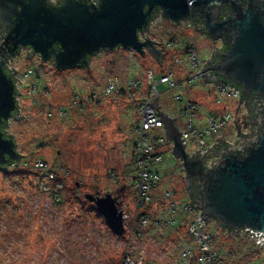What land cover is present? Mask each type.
Instances as JSON below:
<instances>
[{"label": "rangeland", "instance_id": "obj_1", "mask_svg": "<svg viewBox=\"0 0 264 264\" xmlns=\"http://www.w3.org/2000/svg\"><path fill=\"white\" fill-rule=\"evenodd\" d=\"M169 21L158 19L150 27L154 39L164 37L165 54L159 64L147 52L140 55L120 46L94 53L87 66L60 71L49 61H41L36 53L28 56L22 51L15 56L16 69L20 72L30 69L27 81L36 86L33 97L23 94L18 116L7 124L22 157L0 166V264L194 263L193 257H181L186 245H192L194 252L196 249L186 220L177 227L154 225L153 220L159 214L168 212L161 195L154 198L148 209L150 224L140 237H132L130 230H124L122 235L113 233L93 202L85 197L110 193L125 210L134 208L130 177L134 169L137 95L131 97L122 88L126 80L135 77L144 86L148 68L156 77L164 71L183 74L188 69L184 48L192 41L201 58L209 56L214 45L212 39L184 22L173 25ZM111 79L116 81V89L104 95V86ZM157 87L160 91L165 88L162 84ZM207 88L197 82L192 92L187 91L189 98L201 105L202 115L214 106ZM88 94H94L90 101H86ZM74 95L86 103L81 107L72 103ZM171 96L170 92L162 95L164 113L178 115L183 121L177 113L179 105ZM226 104L225 109L241 115L236 103ZM221 133L231 140L234 127ZM186 151L192 152V147L188 146ZM39 160L47 168L37 167ZM157 169L160 172L157 192L167 189L177 201L187 202L184 169L171 149L163 152ZM123 173H127L126 178ZM119 175L121 180L114 181L113 177ZM54 196H58V201L55 202ZM204 229L212 234L214 246L227 264H245V253L251 246L247 236L233 235L212 219Z\"/></svg>", "mask_w": 264, "mask_h": 264}, {"label": "water", "instance_id": "obj_2", "mask_svg": "<svg viewBox=\"0 0 264 264\" xmlns=\"http://www.w3.org/2000/svg\"><path fill=\"white\" fill-rule=\"evenodd\" d=\"M223 3L230 7L231 16L218 22L213 19L216 11L213 9ZM154 7L161 8L162 16L174 22L202 8L204 32L210 38H223V28L229 36L223 38L225 49L219 53L220 58L214 63L208 60L199 71L208 70L200 74L203 82L216 79L210 75L209 70H213L215 75L238 84L240 96L246 97L250 91L262 95L253 118L256 136L237 147H222L218 162L211 167H205L200 159L188 158L181 144V130L176 129L170 117L149 105L163 121L172 142V154L181 160L188 175L194 168V173H198V195H192L187 183L185 188L192 205L200 209L201 218H213L225 228L243 229L258 237L264 247L263 0H98V4L64 0L59 6L47 0H0V10L10 16L13 44L28 46L42 61L52 57L58 69L87 66L88 56L117 46L131 48L140 55L148 49L158 58L160 51L155 48V42L138 37V31L148 26ZM54 43L59 50L53 48ZM9 73L4 72L0 63V123L12 117L19 103L20 94L14 88L15 74ZM21 156L14 137L4 136L0 131V164L17 162ZM85 197L93 202L110 230L122 235V211L116 198L110 193Z\"/></svg>", "mask_w": 264, "mask_h": 264}, {"label": "built area", "instance_id": "obj_3", "mask_svg": "<svg viewBox=\"0 0 264 264\" xmlns=\"http://www.w3.org/2000/svg\"><path fill=\"white\" fill-rule=\"evenodd\" d=\"M186 24L188 27L194 28L191 21L187 20ZM185 57L188 69L181 75H176L172 71H164L156 77L153 70L148 68L145 71L146 84L144 86L137 78L130 77L126 80L125 86L122 87L131 97L137 95L135 103L137 104L138 116L132 151L134 174L131 178V188L134 191V208L130 211L121 210L122 222L124 230H130L132 237H140L150 224V216L148 215V217L144 212L151 206L154 198L161 195L160 199L166 202L168 212L165 211L164 215L157 214L158 216L153 220L155 227L169 228L181 225L186 220L187 231L192 237L197 251L194 252L192 245H186L181 251V257L184 259L193 257L195 264H217V258L219 257L214 248L213 236L204 229L207 222L204 218H201L200 209L194 207L190 200L187 202L177 201L167 189L163 190L162 193L157 192L160 181V172L157 166L163 159V152L172 149V142L168 141L159 114H156L149 104H153L158 111L168 116L164 113L162 95L168 92L172 94V100L179 104L178 114L183 118V121H181L178 115L171 117L176 129L181 130V144L189 158L199 157L202 162H205V167H211L218 162L222 147H237L244 140L253 139L256 136V129L251 124H244L246 110L244 102L240 100L238 87L230 85L226 81L211 80L203 82L200 74L208 70L199 71L207 63V58L200 57L194 41L187 45ZM6 68L8 72H14L15 74L14 88L20 94L19 111L21 97L24 96L23 94L27 97H33L36 85L27 81L28 76L31 74L30 69L20 72L16 69L12 60L9 59L6 61ZM197 82L207 85L206 92L214 98V106L207 109V113L203 115L199 113L201 105L190 99L188 93L192 92V86ZM159 84L165 86L164 90L160 91L158 89ZM115 89L116 81L111 79L105 84L103 93L108 95L114 92ZM79 98V95H74L72 103L77 102L81 107L86 102L80 101ZM91 98H94V94H88L86 101H90ZM225 102L236 103L237 109L242 111L241 115L236 116L233 110L225 109V106H227ZM220 104L224 109L218 108ZM18 111L15 113V117L18 116ZM236 117L237 119H235ZM230 126L234 127V137L231 140H226L225 134L221 131ZM188 146L192 147V152L186 151ZM36 165L40 169L47 168L43 160L37 161ZM47 170L49 177H52L50 169ZM123 176L127 177L125 173H123ZM121 177L120 175L114 176L113 179L117 181ZM54 197L56 198L55 202L58 201V196ZM138 211L139 213H137ZM249 235L261 244L258 237Z\"/></svg>", "mask_w": 264, "mask_h": 264}, {"label": "flooded vegetation", "instance_id": "obj_4", "mask_svg": "<svg viewBox=\"0 0 264 264\" xmlns=\"http://www.w3.org/2000/svg\"><path fill=\"white\" fill-rule=\"evenodd\" d=\"M47 1H48L49 4H52V5H55V6H59V5H62L64 3V0H47ZM81 1H83L85 3H88V4L89 3L98 4V0H81ZM263 3H264V0H263ZM194 9H195V7H194ZM214 10H216V11L214 13L213 19H216L218 22H223V21L227 20L231 16V9L225 3L221 4L218 7H215L213 9V11ZM203 12L204 11H203L202 8L201 9H196L194 11V13H191L187 18L181 19V20H179L177 22H184L186 24L187 20L191 21L192 24L194 25V28H193L194 30H198V31L204 33L208 38H210L204 32L203 16L201 15ZM9 18H10L9 14H6V12L0 10V61L4 65V68L6 69L7 72H8V70H7L6 66H5V64H6V61L8 59L12 60V62L14 64V58L20 52L24 51V52L27 53L28 56H31V55H33L35 53L28 46H23V45L17 44V43L13 44L15 42V39L11 40V36H12L10 34L11 23L9 21ZM158 19L169 20L168 18H165V17L162 16V9L161 8L154 7L153 10H152V16L150 18V22H149L148 26L145 27L144 29H142L141 31H138V37L141 40H143L145 38H150L152 41H154L155 42L154 46H155V48L157 50L160 51V56L159 57H161L163 55V53H164L163 50H162L163 47H164L163 46V44H164L163 43V38L164 37L160 36V38L154 39L151 36V33H150V27ZM169 22L171 24H173V25H174V23H177V22H174V21H171V20ZM221 30L223 31V38L224 39H228L229 36H228L227 31L225 29H223V28ZM223 38L221 36L220 37H216V38H210V39H212V42L214 43V45L210 48V53H209V56L207 57V64H208V60H212V63H214L215 61H217L220 58L219 53L222 52L225 49V42H224ZM217 41H219V45L216 46L215 44H216ZM165 43L168 44V42H165ZM53 48L55 50H59V46L56 43L53 44ZM186 51H187V46L184 48V53ZM145 52L149 53L148 49ZM36 54L40 58L39 54L38 53H36ZM90 57L91 56H88V61L90 60ZM154 58H157V57H154ZM46 61H49L50 63L55 65L52 57L50 59L46 60ZM56 69L58 71L63 70V69H58L57 67H56ZM209 72H210L211 76L212 75L215 76L216 79L214 81H217V82L218 81H221V82L226 81L228 83H231V81L223 79V78H221L218 75H215L213 70H209ZM231 84L235 85L238 88L240 87L238 84H233V83H231ZM239 90H240V88H239ZM261 99H262V95L256 94V93H254V91H250V93L246 97L240 96V100L244 102V108L246 110V117H245V120H244V124L245 125L251 124L253 127H255V129H256V125L253 123V118L255 117V114L257 113V111L260 108ZM17 111H18V107L16 106V109L13 111L12 117L15 115V112H17ZM10 119H8L6 121L3 120L0 123V129L2 127V129L4 130L3 134H5L6 136L7 135H11L7 131V123H8V121ZM233 122H235V121H233ZM0 131L2 132V130H0ZM167 138H168V141L171 142V140H170V138L168 136H167ZM16 150H17V146H16ZM190 159H196L197 160L199 158L196 157V158H190ZM3 165H5V164H0V166H3ZM194 171H195V168H194ZM194 171H193L192 174L188 175L186 170L184 169V174H185L184 175L185 176L184 185L187 183L188 184L187 185L188 188L192 191V195L194 197H196L198 195V188L196 187V183H197V179H198L199 176H198V173H194ZM115 198H116V200L119 203L118 198L116 196H115ZM118 208H119V210H124L125 209L123 207V204H121Z\"/></svg>", "mask_w": 264, "mask_h": 264}, {"label": "trees", "instance_id": "obj_5", "mask_svg": "<svg viewBox=\"0 0 264 264\" xmlns=\"http://www.w3.org/2000/svg\"><path fill=\"white\" fill-rule=\"evenodd\" d=\"M0 63H1V61H0ZM2 64V63H1ZM2 67H3V70H4V72L7 74V75H10L7 71H6V69L4 68V65L2 64ZM178 104V103H177ZM179 105V104H178ZM177 113H179V110L177 111ZM4 127V126H3ZM0 130H2V132H4V130L2 129V127H1V129ZM4 136H6L5 134H4ZM133 160V159H132ZM132 164H133V162H132ZM134 167V166H133ZM134 170V169H133ZM126 174V176H127V173H125ZM133 174H134V171H133ZM133 176V175H132ZM132 177H130V179H131ZM131 181H132V179H131ZM94 196H99L97 193H96V195H94ZM189 197V199H188V201L190 200L191 201V198H190V196H188ZM192 202V201H191ZM148 209H150V207H148L146 210H145V214H147V212L149 211ZM210 219H212V220H215V219H213V218H206L205 219V221L206 222H208ZM215 221H217V220H215ZM218 222V221H217ZM219 223V222H218ZM178 226V225H177ZM177 226H175V227H177ZM222 226V225H221ZM224 227V226H223ZM225 228V227H224ZM225 229H227L230 233H232L233 235H237V236H247L249 239H250V241H251V246H250V249L245 253V264H256V263H258V262H263V264H264V247L260 244V243H258L257 242V239H255L254 237H251L248 233H246V232H244V230L243 229H237V228H225ZM209 232V231H208ZM242 232V233H241ZM210 233V232H209ZM211 234V233H210ZM212 235V234H211ZM234 237V236H233ZM248 239V240H249ZM214 248H215V246H214ZM216 249V248H215ZM195 251H197L196 249H195ZM216 251H217V254H218V257L219 258H217V264H227L226 263V261L225 260H223L222 259V257L220 256V252H219V250L218 249H216ZM193 264H195V263H193Z\"/></svg>", "mask_w": 264, "mask_h": 264}, {"label": "crops", "instance_id": "obj_6", "mask_svg": "<svg viewBox=\"0 0 264 264\" xmlns=\"http://www.w3.org/2000/svg\"><path fill=\"white\" fill-rule=\"evenodd\" d=\"M176 116H177V115L174 114L173 116L170 115L169 117L171 118V117H176Z\"/></svg>", "mask_w": 264, "mask_h": 264}]
</instances>
